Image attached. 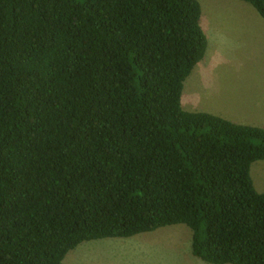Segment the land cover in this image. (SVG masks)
<instances>
[{"label": "trees", "instance_id": "obj_1", "mask_svg": "<svg viewBox=\"0 0 264 264\" xmlns=\"http://www.w3.org/2000/svg\"><path fill=\"white\" fill-rule=\"evenodd\" d=\"M264 19V0H243ZM199 0H0V264L171 225L211 264H264V127L182 106Z\"/></svg>", "mask_w": 264, "mask_h": 264}, {"label": "rangeland", "instance_id": "obj_2", "mask_svg": "<svg viewBox=\"0 0 264 264\" xmlns=\"http://www.w3.org/2000/svg\"><path fill=\"white\" fill-rule=\"evenodd\" d=\"M199 1L209 47L185 80L182 106L264 127V19L243 0ZM251 175L264 192V160L252 164ZM191 239V229L180 224L85 241L62 264H211L192 254Z\"/></svg>", "mask_w": 264, "mask_h": 264}, {"label": "crops", "instance_id": "obj_3", "mask_svg": "<svg viewBox=\"0 0 264 264\" xmlns=\"http://www.w3.org/2000/svg\"><path fill=\"white\" fill-rule=\"evenodd\" d=\"M260 15V14H259ZM261 16V15H260ZM209 47V45H208ZM208 51V50H207ZM221 115H226V116H230L228 119L238 122V123H245V124H252V125H256L254 122H251L249 120H243V119H235V117H232L231 115H227V114H221ZM256 122V120H254Z\"/></svg>", "mask_w": 264, "mask_h": 264}]
</instances>
